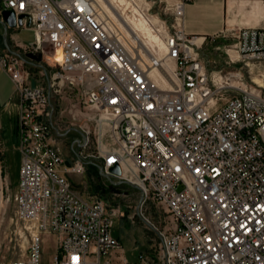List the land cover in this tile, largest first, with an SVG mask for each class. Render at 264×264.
Listing matches in <instances>:
<instances>
[{
    "label": "built area",
    "instance_id": "2783aa9c",
    "mask_svg": "<svg viewBox=\"0 0 264 264\" xmlns=\"http://www.w3.org/2000/svg\"><path fill=\"white\" fill-rule=\"evenodd\" d=\"M190 1L160 0L169 15L163 61L125 45L91 0H0V12L24 15L14 30L31 29L36 52L48 61L61 52L43 82L0 43V68L19 97L22 152L14 202L23 234L8 237V248H23L15 243L21 239L27 252V259L0 264H40L51 235L57 264H112L102 258L114 253L130 264L112 233L118 206L76 192L68 178L84 173L93 138L83 128L72 142L78 152L70 160L62 155L51 102L65 84L82 87L106 129L90 154L100 159V173L135 185L143 203L152 197L170 213L150 252L155 259L142 253L140 264H264V27L188 34ZM208 45L223 64L205 59ZM116 164L120 175L110 172ZM5 189L2 179L0 199Z\"/></svg>",
    "mask_w": 264,
    "mask_h": 264
},
{
    "label": "rangeland",
    "instance_id": "374dc122",
    "mask_svg": "<svg viewBox=\"0 0 264 264\" xmlns=\"http://www.w3.org/2000/svg\"><path fill=\"white\" fill-rule=\"evenodd\" d=\"M127 3L123 4L120 0H113V6L119 14L124 18L134 19L140 17V13H143L147 18H156L153 23L154 32L163 34L164 20L169 19V15L164 12V3L160 0H126ZM1 8V5H0ZM104 17L108 16L106 8H99ZM1 25V24H0ZM120 31L124 32V27L116 25ZM7 43L9 48L23 56L27 62V68L32 75H41L42 81L51 76V72L55 70V64L53 60H47V57L43 55L41 61L26 57L28 52L38 54L32 46L34 33L31 29L21 28L19 30L9 29L5 32ZM221 45L223 42L218 41ZM47 51L51 54V48H47ZM203 56L207 60L217 59L219 63L220 57L213 51V45H208L204 48ZM52 65V69L49 68V64ZM239 65H233L234 68ZM1 72L6 74L1 68ZM14 87V86H13ZM85 95L82 87L74 84L69 86L65 84L61 92L52 95V105L54 106V115L58 118V122L55 123V127L61 126L60 136H57V144L60 148L62 155L70 160L74 157L75 152H78L77 146L72 149V142L76 138L82 139L83 128L91 131L93 138V144L88 146L84 151L87 156L85 159V171L81 174L68 175L71 181L72 188L85 196L92 194L102 198H107L115 206L120 209V215L115 218L113 226V234L120 239L123 254L127 258L130 264H140L142 260L141 253L153 252V245L159 241L158 230L164 231L171 224L170 213L154 198H147L143 203V197L140 191L131 184L121 182L114 177H106L100 171H96L94 166L88 164V161L98 164L99 158L90 156L94 154L96 148V138L99 131L106 130L102 125H98L96 119L98 114L96 111L90 109L85 104ZM58 128V127H57ZM92 169V173L87 172V168ZM63 170V169H61ZM181 188V187H179ZM20 224V223H19ZM21 226V224L19 225ZM6 232V231H5ZM1 231L0 233V248H6L7 233ZM47 241V242H45ZM22 240L20 241V244ZM54 254L55 237H44L42 244V252L44 249ZM19 249V245L17 247ZM118 253L111 254L110 256H103L102 260L108 258L112 259V264H121L116 257Z\"/></svg>",
    "mask_w": 264,
    "mask_h": 264
},
{
    "label": "crops",
    "instance_id": "0c3cea01",
    "mask_svg": "<svg viewBox=\"0 0 264 264\" xmlns=\"http://www.w3.org/2000/svg\"><path fill=\"white\" fill-rule=\"evenodd\" d=\"M246 27H264V1L191 0L185 6L184 28L188 34L209 38L215 34ZM4 35V27L0 25V43H4ZM0 158L2 164L1 176L6 184V189L0 199V233L1 231H6L5 233H7L8 238L16 233L23 234L22 225L19 226L21 223L16 221L14 202V195L19 185L22 152L20 149L18 93L13 87L11 79L7 74L1 72V70ZM88 164L94 166L96 171L99 170L96 163L88 161ZM86 170L89 174L92 173V169L89 167ZM2 179L0 178V189ZM17 240L15 243L19 244L21 239ZM8 244L6 248H0V261L9 262L13 259H27L26 242L24 240L21 243V247L23 248L19 247L17 249V245L15 249H11L8 248ZM55 247L54 254L48 252L46 248L44 249L40 264H57L55 257L59 256V249L56 237Z\"/></svg>",
    "mask_w": 264,
    "mask_h": 264
},
{
    "label": "bare ground",
    "instance_id": "6f19581e",
    "mask_svg": "<svg viewBox=\"0 0 264 264\" xmlns=\"http://www.w3.org/2000/svg\"><path fill=\"white\" fill-rule=\"evenodd\" d=\"M92 3L99 8H106L108 16L106 20L110 21L114 26L124 27V32L120 31L122 40L129 48H136L143 57L156 55L159 59L165 60L164 35L154 32L153 23L156 18H147L143 13L140 17L134 19L123 18L113 6V0H91ZM126 4V0H120ZM105 16V15H104ZM200 40V39H199ZM61 59V52L58 50L53 56L54 61ZM258 80V79H257Z\"/></svg>",
    "mask_w": 264,
    "mask_h": 264
},
{
    "label": "water",
    "instance_id": "95a60500",
    "mask_svg": "<svg viewBox=\"0 0 264 264\" xmlns=\"http://www.w3.org/2000/svg\"><path fill=\"white\" fill-rule=\"evenodd\" d=\"M23 18H24V15H19L17 18L15 15V12L12 9H4L0 12V24L3 25L5 32H7L9 29L16 28L17 19H18V24L21 26L23 24ZM27 25L29 26L30 22H28ZM4 45L6 47H9V45L7 43V38L5 37V35H4ZM26 57L34 59V60L39 62L43 59V54L41 52H39L38 54H35L33 52H28L26 54ZM34 85H35V82L33 81L32 86H34ZM110 172L117 174V175H120L121 169H120L119 165L116 164L110 168ZM104 175L106 177H110L108 174H104ZM121 182L126 183V181H124V180H119V183H121ZM132 186L136 187L135 185H132ZM145 255H148V256L155 259V254H153V253H145Z\"/></svg>",
    "mask_w": 264,
    "mask_h": 264
}]
</instances>
